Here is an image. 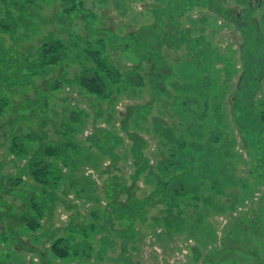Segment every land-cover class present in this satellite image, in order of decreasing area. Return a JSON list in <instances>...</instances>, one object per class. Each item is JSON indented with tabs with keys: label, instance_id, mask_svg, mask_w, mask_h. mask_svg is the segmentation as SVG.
Wrapping results in <instances>:
<instances>
[{
	"label": "rangeland",
	"instance_id": "rangeland-1",
	"mask_svg": "<svg viewBox=\"0 0 264 264\" xmlns=\"http://www.w3.org/2000/svg\"><path fill=\"white\" fill-rule=\"evenodd\" d=\"M9 1L0 0V264H264V0H184L191 7L172 19L176 0H83L64 15L59 0ZM44 43H59L60 57L40 68L30 61L53 57H37ZM160 120L182 139L223 134L219 154L182 158L207 201L155 192L171 154ZM111 134L123 140L117 161L102 149ZM133 136L151 168L134 185ZM41 147L58 149L64 176L33 209L29 197L42 192L28 167ZM115 177L135 199L156 200L147 220L114 211L126 200L107 186ZM60 238L90 247L89 257H55Z\"/></svg>",
	"mask_w": 264,
	"mask_h": 264
},
{
	"label": "trees",
	"instance_id": "trees-1",
	"mask_svg": "<svg viewBox=\"0 0 264 264\" xmlns=\"http://www.w3.org/2000/svg\"><path fill=\"white\" fill-rule=\"evenodd\" d=\"M7 3H10L9 0H5ZM30 2H32L33 0H28ZM61 1V5H62V14H71L73 12H76L78 10L77 7H81L83 5V0H59ZM191 1V0H190ZM195 1V4H191L192 6L197 5L198 0H193ZM12 2V1H11ZM16 5V4H15ZM175 5L179 7L180 12H176L173 13V15H170L169 18L172 19L173 16L175 15H180L183 13V11L185 9H187L188 7H191V5H189L187 7V4L185 3L184 0H176ZM207 6L208 5V1L207 0H203L200 4H198V6ZM174 7V6H173ZM175 8V7H174ZM175 11V9L173 10ZM163 16V15H161ZM162 21V20H161ZM163 23V21H162ZM15 23H8L6 24V26H3L6 28V30H10V28L14 27ZM164 25V24H162ZM186 35H191L189 33L186 32ZM184 35V37L186 36ZM196 40V39H195ZM186 44L188 46V43L186 41H183L180 45L182 44ZM60 44H54V43H44L41 47L38 48V50L36 51V55L37 57H41V59H43L44 57H46L47 55L53 54V57H48L46 60H43L41 62H38L36 60V62H34L33 60L30 61L31 64H38L41 67L47 66V65H52L55 64L60 55L57 56V54L55 55L56 52H59L60 50ZM87 70V69H86ZM155 71V68L154 70ZM138 71L136 70H130V75L136 73V75H138L137 73ZM96 74V72L94 71V75ZM156 75V74H155ZM140 76V75H138ZM141 78V77H139ZM80 84L84 87H86L93 95H100V96H104L106 93L105 90V85L101 82L100 79L93 78V79H88L86 80V78L82 75L80 78ZM142 82H140V84H138L137 86H140ZM190 88V87H189ZM207 103V101H205V104ZM5 104H7L6 100L0 98V115L2 113L3 108L6 106ZM194 101L192 100H187V101H183L181 105L186 106V109L191 107L192 105H194ZM138 109L143 108V107H137ZM144 118L145 114H144ZM262 122L264 123V116L262 117ZM125 126V125H124ZM165 126H163V122L160 120L159 122V126L155 127V129L157 130L156 135H158L160 137V139L165 140L166 145L169 146L170 150H171V154L168 157V162L166 163V167H162L160 166V168H158L159 172L161 173V176L163 178L166 179V177H168V179L165 181V179H161L159 181V178L157 180V183L155 185V192L157 194L163 193L164 192L167 194V198L173 201H177L179 202V200H181L184 196H188V193H193L196 195H199V191H200V187H201V183L198 182L196 184H192L189 181L186 180L184 174L181 173V169H182V158L183 156H185V150L189 149V150H193L194 152H205L206 154H209V151H211L212 153H214V151H216L217 154H219L220 152L217 149H224L225 144L224 142L221 143L223 138V134H218L215 133L218 130H216L215 132L213 131L208 138L206 137V141L203 142V140H201L200 142H198L197 140H188V139H182L180 137H177L173 134H167V130L164 128ZM263 133V132H261ZM32 137H29L30 139H33L35 137L34 135H30ZM134 140V144L131 147V152H132V156L135 159V165H136V174L133 175V185L135 183V180L138 178V176L144 172H147L148 168L151 169L149 167V165L147 164V159L145 156L142 155L141 150L145 147V145L142 142L141 138H136L135 136H133L132 138ZM111 141V145L107 148H102L104 150L107 151V154H109V156L112 158L113 161H117V155L114 153V150L119 146V144L123 141L120 137L115 136V134H111L110 140H108V143H110ZM218 145V148L213 147L212 145ZM40 152V154H42L39 158H33L30 162H29V170H30V174L31 177L33 178V180L35 181V185L37 186V189L42 192L39 193L41 195L38 194H34L35 196H31L28 199V204H29V208H33L35 209V205L37 203L45 202L46 200L48 201H52V199L54 198L52 191H49L47 189H50L53 185H55L56 183H60V181L62 180L64 173L62 168H60L56 163L53 162V159L57 158L55 156L56 151H58V149H54L52 147H45L38 150ZM225 152V151H224ZM171 161V162H169ZM163 164L165 162H162ZM161 162L159 163L160 165L162 164ZM65 166V165H64ZM151 171V170H150ZM176 171H178L176 173ZM153 171L150 172V175L152 174ZM202 173L199 174V177H203V169L201 171ZM154 175V174H152ZM158 176H156L157 179ZM115 181H113L112 186L111 185H107L109 188H111L113 190V193L118 192L120 194H125L126 195V200L125 202H123L122 204L118 203L115 205L114 211L116 209H118L119 211H121V215L122 218L128 220L129 222H133L134 219H138V220H147L146 219V214H147V208H152L155 206L156 204V200H154L152 197H147V198H143L142 200H137L135 199L133 192H132V187L128 188L126 187L124 184H119V182H117L116 177L114 178ZM155 180V179H154ZM43 196V197H42ZM201 198L202 200H206V198H203V196L199 195L196 196L195 199ZM165 198V197H164ZM194 198V197H193ZM166 199V198H165ZM206 204H208L207 202H205ZM113 206V205H112ZM43 207V206H41ZM173 207H169L168 209H172ZM167 209V210H168ZM41 212V211H40ZM27 213V212H26ZM254 215H257L254 214ZM23 216V215H22ZM252 217H248L247 220L248 222L251 221ZM22 220H24L25 222H27V217L26 214H24ZM23 222V221H22ZM33 224H35V222H32ZM37 226H40V223H36ZM36 226V227H37ZM237 228L239 229V231H243V228L241 226H237ZM61 243H65L67 244L66 240H63L62 238L58 239L51 247L52 252L54 253L55 257H66L68 256L70 253H73L74 256L76 257H89V252H91L90 247H82L79 246V244L77 246L71 245V244H67L64 247H61Z\"/></svg>",
	"mask_w": 264,
	"mask_h": 264
}]
</instances>
